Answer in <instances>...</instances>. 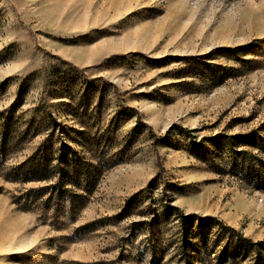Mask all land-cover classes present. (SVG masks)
<instances>
[{
    "label": "rangeland",
    "instance_id": "1",
    "mask_svg": "<svg viewBox=\"0 0 264 264\" xmlns=\"http://www.w3.org/2000/svg\"><path fill=\"white\" fill-rule=\"evenodd\" d=\"M9 110L25 136L5 168L40 147L54 163L73 150L97 178L73 211L27 195L47 184L2 170L0 264H179L184 245L231 242L166 205L264 241V190L215 147L264 139V0H0V114ZM246 145L236 151L256 153ZM257 253L247 247V259Z\"/></svg>",
    "mask_w": 264,
    "mask_h": 264
},
{
    "label": "trees",
    "instance_id": "2",
    "mask_svg": "<svg viewBox=\"0 0 264 264\" xmlns=\"http://www.w3.org/2000/svg\"><path fill=\"white\" fill-rule=\"evenodd\" d=\"M243 50V48L239 49ZM225 54H233L235 51L230 49L223 50ZM73 70L79 74H83L72 67ZM112 86V85H110ZM136 114V111L130 109ZM13 114L9 110L0 114V173L2 170H8L3 174L6 181L16 184H28V183H43L47 184L44 189H31L27 192V195H38L48 192L47 202L54 200L67 199L69 205L72 206V210L75 208H81L86 200L90 188L94 185L97 178V168L89 163L85 162L75 151L69 150L66 153L64 159L54 163L52 159V152L50 149L40 147L35 153L22 163L11 167L5 168V165L12 154H14L23 140V136L19 134L16 129V124L13 121ZM181 133L191 141V143L197 146V141L192 135V131L180 129ZM220 138L219 136L215 137ZM256 137H234L233 142L225 145H215L219 150L218 154L223 149H228L230 153V159L228 166H230L231 173L239 176L244 182L255 185L257 188L264 190V139H259L258 143H253ZM241 139V140H239ZM164 140V138L159 139ZM237 140H239L237 143ZM237 144H247L246 147L254 150L256 153L248 151H236ZM56 164V165H53ZM58 171L60 181L66 180V185L71 189H64L60 193L57 192V186L60 183H52V177L54 171ZM27 195L24 199L34 202L35 199H27ZM31 198V196H29ZM60 198V199H59ZM75 204V206H74ZM167 209L176 212L182 223L189 219H195L198 222H206L208 220L213 221L218 228L226 231L230 237V243H224L223 245L216 247L218 249H209L206 245L202 247H196L191 254H188V247L184 245L181 249V256L179 264H264V259L259 253L255 257L247 259V247L259 249L264 247V241L252 242L245 238L241 233L235 231L231 227L225 225L223 222L212 217H197L195 215H184L176 207L166 205ZM242 245V252L238 250L237 246ZM217 250V251H216Z\"/></svg>",
    "mask_w": 264,
    "mask_h": 264
}]
</instances>
